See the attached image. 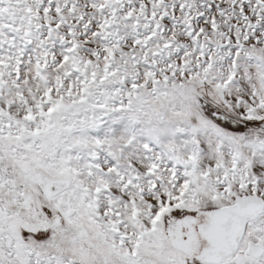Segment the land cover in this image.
I'll return each instance as SVG.
<instances>
[{
	"label": "snow or ice",
	"instance_id": "obj_1",
	"mask_svg": "<svg viewBox=\"0 0 264 264\" xmlns=\"http://www.w3.org/2000/svg\"><path fill=\"white\" fill-rule=\"evenodd\" d=\"M0 264H264V0H0Z\"/></svg>",
	"mask_w": 264,
	"mask_h": 264
}]
</instances>
